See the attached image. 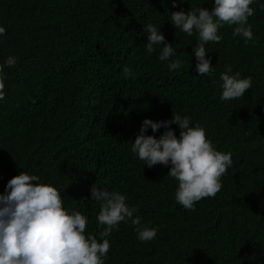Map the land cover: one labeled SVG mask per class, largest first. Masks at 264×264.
Masks as SVG:
<instances>
[{"label": "trees", "instance_id": "16d2710c", "mask_svg": "<svg viewBox=\"0 0 264 264\" xmlns=\"http://www.w3.org/2000/svg\"><path fill=\"white\" fill-rule=\"evenodd\" d=\"M0 0V195L25 172L55 187L64 209L87 218L85 235L102 242L97 216L101 202L91 188L117 191L135 207L141 224L156 228L138 239L130 220L106 237L103 264H264V0L250 5L254 40L233 36L222 24L219 43L205 44L213 70L196 71L193 48L199 35L171 23V12L203 7L214 0ZM153 24L176 53L159 60L164 45L146 51ZM15 57L14 67L4 64ZM182 61L178 69L169 63ZM229 66L251 88L223 101L221 73ZM135 73L126 79L122 70ZM199 124L215 150L231 153L221 190L187 210L176 202L179 182L167 177L172 165L148 168L132 152L145 119ZM179 139L180 129L170 125ZM166 129L145 135L156 139ZM34 184L36 182H33Z\"/></svg>", "mask_w": 264, "mask_h": 264}, {"label": "clouds", "instance_id": "9594fccd", "mask_svg": "<svg viewBox=\"0 0 264 264\" xmlns=\"http://www.w3.org/2000/svg\"><path fill=\"white\" fill-rule=\"evenodd\" d=\"M181 3L184 0H180ZM254 0H214L211 11L198 7L185 12H171V23L175 28L191 36L195 30L199 43L193 48L197 61L196 71L204 76L213 67L206 59L205 44L219 43L217 35L222 24L236 25L233 36H241L245 43L254 40L248 18L254 14L250 7ZM173 7H177L173 0ZM264 10V5H261ZM147 32L146 51H155L154 45H164L159 60L166 61L175 56L172 44L165 43L164 35L153 24L143 27ZM6 29L0 27V35ZM15 57L9 56L4 64L14 67ZM179 59L169 63V69L181 66ZM3 72V66H0ZM231 67L225 66L221 73L223 101L242 97L251 88V77L239 78L240 73L229 75ZM123 76L134 78L135 73L128 67L122 70ZM4 82L0 76V100L4 99ZM176 124L180 129L179 139L170 125ZM151 128L155 133L166 129L156 139L145 135ZM132 152L145 162L148 168L157 164L172 165L167 177L179 182L175 200L187 210H194V204L202 198L214 197L222 187L221 177L232 164L231 153H222L206 139L205 130L199 124L190 126L187 116L173 113V119L153 122L145 119L132 145ZM33 182H36L35 184ZM91 200L101 202L97 220L106 225L98 241L95 235H85L87 218L79 211L69 214L63 207L62 197L58 190L50 185L40 183V177L20 172L8 181L5 194L0 195V264H103L110 249L106 239L117 225L130 220L135 226L138 239L150 241L157 234L156 228L141 224L139 216L134 217L135 207L126 204V197L117 191L101 189L98 184L91 188Z\"/></svg>", "mask_w": 264, "mask_h": 264}]
</instances>
